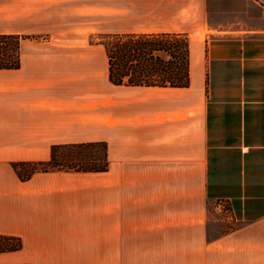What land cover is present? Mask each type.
I'll use <instances>...</instances> for the list:
<instances>
[{
	"label": "crops",
	"instance_id": "crops-1",
	"mask_svg": "<svg viewBox=\"0 0 264 264\" xmlns=\"http://www.w3.org/2000/svg\"><path fill=\"white\" fill-rule=\"evenodd\" d=\"M263 22L264 0H0V33L37 35L0 68V234L23 242L0 264H264ZM157 31L190 36V85L111 81L91 38ZM97 141L105 171L13 166Z\"/></svg>",
	"mask_w": 264,
	"mask_h": 264
},
{
	"label": "trees",
	"instance_id": "trees-1",
	"mask_svg": "<svg viewBox=\"0 0 264 264\" xmlns=\"http://www.w3.org/2000/svg\"><path fill=\"white\" fill-rule=\"evenodd\" d=\"M35 34L0 33V68H19L21 42ZM108 57L109 77L116 84L186 87L191 83V38L175 31L122 32L94 36ZM13 166L21 179L37 171L109 169L105 141L55 144L51 158L17 161ZM20 236L0 234V252L21 249Z\"/></svg>",
	"mask_w": 264,
	"mask_h": 264
},
{
	"label": "rangeland",
	"instance_id": "rangeland-1",
	"mask_svg": "<svg viewBox=\"0 0 264 264\" xmlns=\"http://www.w3.org/2000/svg\"><path fill=\"white\" fill-rule=\"evenodd\" d=\"M263 28H264V22H263ZM223 223H224V221L222 219V216L218 215V217H216L214 219V224H213L214 230L218 232L220 229H222V224Z\"/></svg>",
	"mask_w": 264,
	"mask_h": 264
}]
</instances>
